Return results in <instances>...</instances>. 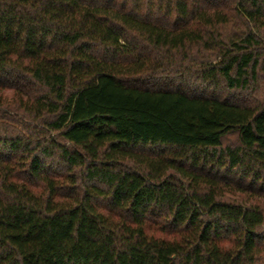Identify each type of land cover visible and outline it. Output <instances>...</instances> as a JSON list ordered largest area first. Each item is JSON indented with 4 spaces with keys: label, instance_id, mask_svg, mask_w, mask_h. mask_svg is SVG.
<instances>
[{
    "label": "trees",
    "instance_id": "obj_1",
    "mask_svg": "<svg viewBox=\"0 0 264 264\" xmlns=\"http://www.w3.org/2000/svg\"><path fill=\"white\" fill-rule=\"evenodd\" d=\"M263 30L264 0H0V264H264Z\"/></svg>",
    "mask_w": 264,
    "mask_h": 264
},
{
    "label": "rangeland",
    "instance_id": "obj_2",
    "mask_svg": "<svg viewBox=\"0 0 264 264\" xmlns=\"http://www.w3.org/2000/svg\"><path fill=\"white\" fill-rule=\"evenodd\" d=\"M260 37H261L262 39H264V30H263L262 34H260ZM261 72H262V74L264 75V70H262ZM261 72H260V73H261ZM262 74H261V75H262ZM6 122H7V121H6ZM231 141H234V136H233V135L228 136V137L224 140V143H230Z\"/></svg>",
    "mask_w": 264,
    "mask_h": 264
}]
</instances>
